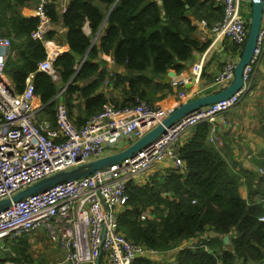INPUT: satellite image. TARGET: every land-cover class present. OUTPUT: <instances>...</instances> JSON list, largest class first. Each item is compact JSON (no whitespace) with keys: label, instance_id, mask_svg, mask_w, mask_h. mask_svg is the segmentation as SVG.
Here are the masks:
<instances>
[{"label":"trees","instance_id":"1","mask_svg":"<svg viewBox=\"0 0 264 264\" xmlns=\"http://www.w3.org/2000/svg\"><path fill=\"white\" fill-rule=\"evenodd\" d=\"M37 2L0 0V36L10 42L4 72L16 92L23 90L31 75L41 103L36 113L39 120L54 125L55 107L63 102L77 127L108 103L121 109L134 106L137 98L154 102L184 92L183 83L174 91L162 78L170 69L182 72L193 52H202L209 45V40L196 35L192 19L211 25L221 16V7L214 0H68L62 12L54 0H47L43 11L50 22L66 28L68 46L53 60V78L38 70V62L46 56L44 44L31 36L39 18L22 13ZM85 22L90 35L83 30ZM95 35L97 42L92 40ZM45 37L54 39V31L49 29ZM234 48L231 44V50ZM103 55L110 56L116 70L108 68ZM107 77L113 88L120 89V99L102 92ZM212 91L216 89L203 94ZM210 132V123L202 120L183 140L179 148L183 172L171 167L165 174L155 173L141 184L126 186L128 201L118 215V227L128 239L160 251L212 231L206 241L208 248H183L175 256L176 264H264V222L258 219L262 205L238 192L241 174L249 185L254 174L243 166L234 172L221 149L209 140ZM145 210L150 216L141 218ZM226 234L229 242L223 241ZM29 249L25 236L12 241L0 264L8 260L32 264ZM134 264L168 263L139 258Z\"/></svg>","mask_w":264,"mask_h":264},{"label":"built area","instance_id":"2","mask_svg":"<svg viewBox=\"0 0 264 264\" xmlns=\"http://www.w3.org/2000/svg\"><path fill=\"white\" fill-rule=\"evenodd\" d=\"M46 1L37 2L35 16L39 24L31 36L46 48V56L38 62V70L56 78L53 67L56 52L47 48L49 40L45 37L50 29V21L43 11ZM214 1L221 7L220 18L209 26L201 19L196 27L210 33L211 43L227 40L235 46L213 79V83L222 88L234 78V68L247 35L248 20L243 13H248L249 9L243 12L242 8L244 5L250 8L251 0ZM58 5L59 12L65 10L66 2L61 10L60 0ZM9 44L8 37L0 36V200L60 170H69L128 146L161 123L173 108L139 98L134 106L121 109L108 103L100 113L77 127L70 120L65 104L59 102L55 107L54 125L49 120H39L36 117L38 96L34 93L31 75L26 77L20 92L14 90L5 75L4 61ZM263 49L264 0L256 48L244 67L243 84L237 92L182 116L156 140L119 163L12 202L0 211V248H6L8 243L29 236L39 228L46 230L51 243L62 248L64 264H134L139 258L173 264L183 248H207L203 239L208 240L209 236L182 240L166 251L128 239L118 227V215L128 201L126 186L131 182H145L148 170L164 161L183 172L185 163L179 152L182 136L198 122L210 123L209 140L216 141L213 135L216 124L219 121L228 124L225 113L250 92L254 68ZM202 64L200 59L192 65L193 79H199ZM107 86L112 87L108 77L102 83L103 88ZM185 97V93H179V98ZM259 172L263 174L264 169L260 168ZM261 204L263 213L258 219L264 222V198ZM144 217H149L148 210L141 214V218Z\"/></svg>","mask_w":264,"mask_h":264},{"label":"crops","instance_id":"3","mask_svg":"<svg viewBox=\"0 0 264 264\" xmlns=\"http://www.w3.org/2000/svg\"><path fill=\"white\" fill-rule=\"evenodd\" d=\"M58 2L59 0L55 1L59 12ZM65 2L67 3L68 0H60V10ZM36 8L37 5L33 8L25 7L22 9V13L25 15L35 16ZM192 20L195 24H198L200 21L199 19ZM65 29L66 28L60 24L50 22V30L54 31V39H49L48 46L50 50H54L56 52V55L68 49L64 39ZM83 30L86 34L90 35V28L87 22L84 23ZM196 35L200 39L209 40L210 43L204 51H194L192 58L186 62V67L180 73L184 79L187 78L190 81L192 80V85L184 86L185 91H188L189 96L194 95L201 90L215 89V87L218 86L213 83L214 76L219 72L224 58L230 57L231 52V49H226L222 44L223 41L211 43L212 37L204 28H202L199 32L196 31ZM55 39H58L59 41L57 42ZM92 40L97 42V35H95ZM103 57L107 61L108 68L110 70H116L110 56L103 55ZM261 58V63L257 65L258 67H256L258 68V82L255 83L254 89L258 88L257 92L254 93V89H251L238 105L225 113L229 123L227 124L223 121H219L213 131V135L216 136L218 140L217 147H219L223 152L224 158L230 168L236 172L240 171V168L243 166L253 172L254 176L252 177L251 185L246 182V175L241 174V177L239 178L240 185L238 187V192L242 198L249 199L254 202H259L261 198L264 197V174L258 173L260 168L264 169V49L262 51ZM200 59H202L203 63L202 72L199 79L195 80L192 78L191 67ZM119 70L122 71L123 68L119 67ZM172 86L174 91H176V85ZM102 92H104L108 97L113 96L115 99L121 98L120 89L117 87H102ZM177 100L178 99L174 95L167 94L163 99L154 101V103L161 106H173L177 103ZM36 103L39 105L41 104L39 97L36 99ZM191 131H187L184 134V139L191 134ZM123 145L126 146L127 144ZM248 153L251 154L250 157L247 156ZM169 167L170 163L168 161L158 163L156 166L148 170L146 180L149 179V176L155 173L165 174ZM158 177L159 176H157V178ZM43 232L45 233L44 230ZM43 232L40 231L33 234L42 235ZM25 237L29 238L28 236ZM9 247L10 243L6 245V248H0L2 252H4L0 255V259L6 258ZM8 263L14 264L11 260L6 261L4 264ZM237 264L250 263L238 262Z\"/></svg>","mask_w":264,"mask_h":264},{"label":"water","instance_id":"4","mask_svg":"<svg viewBox=\"0 0 264 264\" xmlns=\"http://www.w3.org/2000/svg\"><path fill=\"white\" fill-rule=\"evenodd\" d=\"M262 11L263 0H251V10L248 20L246 39L234 68V78L224 88L181 102L168 113V115L162 120L161 123H158L141 137L119 151L106 154L92 161L81 163L69 170H60L48 177L40 179L39 181L27 186L26 188L19 190L11 197L1 199L0 211L7 208L14 201H18L21 198H24L31 194H35L37 192L44 191L48 187L53 186L57 183L86 176L97 169L119 163L124 158L133 156L142 147L146 146L147 144L161 136V134L164 133L168 127H171L182 116L188 114L189 112L199 110L203 106H207L209 104L228 98L233 93L237 92L243 84L242 75L244 67L249 63L256 48V42L262 18ZM182 81H184V77L181 74L177 75L176 72L172 69L168 70L162 78L163 83H176ZM184 84L185 86H190L192 85V81H184ZM61 90L62 89H60V91ZM223 241L228 242L227 234L224 235Z\"/></svg>","mask_w":264,"mask_h":264},{"label":"rangeland","instance_id":"5","mask_svg":"<svg viewBox=\"0 0 264 264\" xmlns=\"http://www.w3.org/2000/svg\"><path fill=\"white\" fill-rule=\"evenodd\" d=\"M242 9H243V12L246 11V7L245 6H243ZM250 10H251V5H250V8H249V12L248 13H243V14L245 16H247V15L250 16ZM249 16H248V19H249ZM55 40L57 42L59 41L58 39H55ZM222 44L225 46L226 49H231V43L229 41L224 40L222 42ZM227 58H224V60H226ZM261 61H262V58H260V61L258 62V64H260ZM257 65L254 68V72H253L254 77L252 76L253 80H251V82H252L251 89H254L255 83L258 82V79H257L258 68H256V67H258ZM215 89L217 91V90H219V87L217 86V87H215ZM207 90H210V89H207ZM257 90H258V88H255L254 89V93L257 92ZM205 91L206 90H201L198 93L192 95L191 98H195V97L201 96V94H203ZM111 97H113V96H111ZM183 138H184V136H183ZM247 156L250 157L251 154L248 153ZM43 230L45 231V233L43 232ZM40 231L43 232L42 235L33 234V235H29L28 236L29 237L28 239L30 241V249H29V251H30L31 255L34 258V261L32 262V264H64L62 248L60 246H58V245H55L54 243H51L48 240L47 232H46L45 229L39 228L34 233H38ZM228 247L231 248L230 245H228ZM3 253L4 252H2V250L0 249V255L3 254ZM8 254H9V251H8Z\"/></svg>","mask_w":264,"mask_h":264},{"label":"clouds","instance_id":"6","mask_svg":"<svg viewBox=\"0 0 264 264\" xmlns=\"http://www.w3.org/2000/svg\"><path fill=\"white\" fill-rule=\"evenodd\" d=\"M250 5H251V4H250ZM244 6L246 7V9H249L248 6H246V5H244ZM248 20H249V19H248ZM196 25H197V24H196ZM208 26H209V25H208ZM247 28H248V27H247ZM197 31L199 32L200 30L197 29ZM48 40H49V39H48ZM209 43H210V42H209ZM45 49H46V48H45ZM55 57H56V56H55ZM180 73H181V72H180ZM180 73H179V74H180ZM179 74H177V75H179ZM184 81H190V80H188L187 78H185ZM184 81H182V82H176V83H170V84H172V85H177V84H179V83H183V85L185 86ZM191 81H192V80H191ZM224 87H225V86H224ZM224 87H222V88H224ZM112 88H113V87H112ZM219 89H221V88L219 87ZM62 90H63V88H62ZM62 90H61V91H62ZM250 90H251V84H250ZM61 91H60V92H61ZM217 91H218V90H217ZM60 92H59V93H60ZM181 92L186 94V97H185L184 99L179 98V93H181ZM233 94H234V93H233ZM173 95L178 99V100H177V103H175V104L172 106L173 108H174L175 106H177L178 104H180L181 102H183V101H185V100H187V99H190L191 96H192V95L189 96L188 91H184V92H183V91H178L177 93H175V94H173ZM201 95H204V94H201ZM245 96H246V94L244 95V97H245ZM229 97H230V96H229ZM229 97H228V98H229ZM244 97H243V98H244ZM243 98H242V99H243ZM225 99H226V98H225ZM241 101H242V100H241ZM58 103H59V102H58ZM62 103H63V102H62ZM212 104H213V103H212ZM238 104H239V103H238ZM238 104H237V105H238ZM209 105H210V104H209ZM207 106H208V105H207ZM39 107H40V105H39ZM203 107H205V106H203ZM173 108H172V109H173ZM201 108H202V107H201ZM38 109H39V108H38ZM227 112H228V111H227ZM36 113H37V112H36ZM189 113H190V112H189ZM36 117H37V116H36ZM193 127H194V126H193ZM193 127H192L190 130H188V131H191V130L193 129ZM210 135H211V132H210ZM210 135H209V136H210ZM183 136H184V135H183ZM183 136H182V137H183ZM182 140H184V138H183ZM182 142H183V141H182ZM211 142H212V141H211ZM131 143H132V142H131ZM131 143H130V144H131ZM212 143H214V144L217 145L218 140H216V141H214V142H212ZM120 150H121V149H120ZM118 151H119V150H118ZM113 153H114V152H113ZM91 161H92V160H91ZM75 167H76V166H75ZM169 168H171V167H169ZM167 170H168V169H167ZM257 172H258V171H257ZM258 173H260V172H258ZM90 174H91V173H90ZM260 174H261V173H260ZM263 174H264V173H263ZM263 198H264V197H262L261 200H260L258 203H261V201H262ZM261 205H262V204H261ZM148 214H149V211H148ZM149 216H150V215H149ZM210 235H212V232H208V231L206 232V231H205V233L203 232L202 234H200V235H198V236H195V237H192V238L202 237V236H209V238H210ZM19 239H20V238H19ZM228 239H229V236H228ZM208 240H209V239H208ZM203 241H207V240L203 239ZM10 243H11V242H10ZM8 244H9V243H8ZM206 245H207V244H206ZM207 248H208V245H207ZM9 249H10V247H9ZM173 264H176V260H175V259H174V263H173Z\"/></svg>","mask_w":264,"mask_h":264},{"label":"bare ground","instance_id":"7","mask_svg":"<svg viewBox=\"0 0 264 264\" xmlns=\"http://www.w3.org/2000/svg\"><path fill=\"white\" fill-rule=\"evenodd\" d=\"M47 48L49 49V46L47 45ZM50 50V49H49Z\"/></svg>","mask_w":264,"mask_h":264}]
</instances>
